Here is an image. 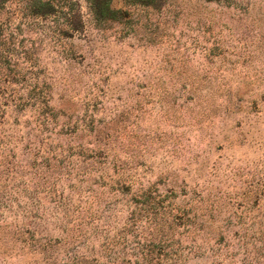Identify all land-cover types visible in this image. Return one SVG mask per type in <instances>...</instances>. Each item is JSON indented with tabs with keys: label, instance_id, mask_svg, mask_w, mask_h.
<instances>
[{
	"label": "rangeland",
	"instance_id": "rangeland-1",
	"mask_svg": "<svg viewBox=\"0 0 264 264\" xmlns=\"http://www.w3.org/2000/svg\"><path fill=\"white\" fill-rule=\"evenodd\" d=\"M0 264H264V0L0 1Z\"/></svg>",
	"mask_w": 264,
	"mask_h": 264
},
{
	"label": "trees",
	"instance_id": "trees-1",
	"mask_svg": "<svg viewBox=\"0 0 264 264\" xmlns=\"http://www.w3.org/2000/svg\"><path fill=\"white\" fill-rule=\"evenodd\" d=\"M0 1H4V0H0ZM104 9L107 10V11H110L109 3L105 4Z\"/></svg>",
	"mask_w": 264,
	"mask_h": 264
}]
</instances>
